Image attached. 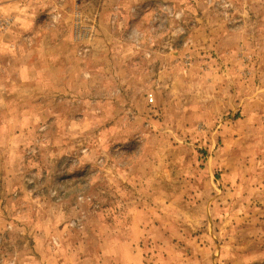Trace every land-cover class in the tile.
Here are the masks:
<instances>
[{
  "label": "rangeland",
  "instance_id": "1",
  "mask_svg": "<svg viewBox=\"0 0 264 264\" xmlns=\"http://www.w3.org/2000/svg\"><path fill=\"white\" fill-rule=\"evenodd\" d=\"M0 264H264V0H0Z\"/></svg>",
  "mask_w": 264,
  "mask_h": 264
}]
</instances>
